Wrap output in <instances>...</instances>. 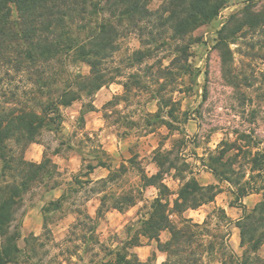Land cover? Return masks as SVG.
<instances>
[{"label":"rangeland","instance_id":"rangeland-1","mask_svg":"<svg viewBox=\"0 0 264 264\" xmlns=\"http://www.w3.org/2000/svg\"><path fill=\"white\" fill-rule=\"evenodd\" d=\"M162 1L153 0L150 8L157 9ZM245 1L231 0L219 17L197 31L202 41L191 50L192 75L170 78V82L174 81L172 97L177 102L174 107L177 120L165 114L161 119L173 123L172 132L161 119L154 117L158 113V100L149 89L125 92L124 84L130 73L139 71L144 75L146 64L155 63L148 61L140 70L138 65L130 68L133 61L129 58L142 49V44L137 35L127 34L119 39L118 51L107 62V72L118 75L116 71L120 70L121 76L92 97H83L61 108L60 131L47 129L36 143L26 148L27 161L41 163L47 156L58 167L56 175L46 178L26 196L19 214L21 238L18 244L26 264H93L126 241L128 229L158 197L155 187H144L141 175L157 174L155 158L159 150H172L174 157H179L181 163L186 162L189 170L185 176L193 174L202 185L217 186L218 194L213 202L184 214L193 224L202 225V228H193L197 238L186 255L194 254L191 257L194 260L204 257L203 264L220 263L224 259L230 262V251L223 255L218 245L223 236L234 253L242 255L240 231L235 223L243 217L245 208L248 212L254 209L262 200V193L253 192L238 201L237 188L216 179L202 160L216 152L223 140H240L239 144H250L254 151H264V30L243 29L230 45L232 61L228 69L233 84L228 82V73L224 75L222 55L215 48L218 31L244 9ZM13 17L17 18L15 9ZM163 63L168 66L170 59ZM68 69L84 76H89L91 71L83 62L72 64ZM155 73L156 69L146 72ZM1 75L0 90L7 106L34 105L25 76L11 73L12 77L7 78L5 71ZM152 80L148 78L149 82ZM24 90L28 93L24 94ZM242 134L249 138L243 140ZM239 161L247 160L242 155ZM110 175L117 177L107 185L100 182ZM180 178L174 170L165 173L170 202L177 197L182 184ZM124 193L137 195V205L124 212L111 209L97 218L103 195ZM60 198H63L61 206L54 210L50 203ZM222 211L232 220L231 224L223 219ZM86 214L97 220H86ZM172 219L179 225L175 215ZM79 221V228L73 229ZM170 239L169 232L161 234L162 243ZM210 241L217 243L212 256L207 251ZM133 252L147 264H162L167 258L158 249V243L148 239H143V244ZM258 254L264 259V245Z\"/></svg>","mask_w":264,"mask_h":264},{"label":"trees","instance_id":"trees-1","mask_svg":"<svg viewBox=\"0 0 264 264\" xmlns=\"http://www.w3.org/2000/svg\"><path fill=\"white\" fill-rule=\"evenodd\" d=\"M152 1L0 0V75L5 71L7 78L12 77L11 73L25 76L34 100L32 107H9L2 100L5 95H1L0 90V264H26L18 244L20 211L26 196L58 171L57 165L47 156L41 163L27 161L26 148L36 143L45 130L60 131L61 108L69 107L83 97H92L121 76L120 70L116 71L118 75L108 73L107 62L113 59L118 51V41L124 35L135 34L142 44V49L129 58L133 61L130 68L138 65L140 70L143 64L155 61L146 64V70H142L144 75L139 71L128 75L124 84L126 94L149 89L152 97L158 100V113L154 117L161 119L165 114L177 120L174 108L177 102L172 97L174 81L169 80L192 75L191 50L202 41L197 31L219 17L231 0H163L157 9L150 8ZM261 1L246 0L244 9L218 31L215 48L221 52L223 71L225 76L228 73L229 84H233L228 69L232 61L230 45L243 29L264 30ZM166 59H170L168 66L163 63ZM78 62L90 66L89 76L69 71L68 66ZM154 69L155 74H146ZM148 78L153 80L149 82ZM27 93L24 90V94ZM161 123L170 132L174 130L171 121L161 119ZM240 136L243 140L249 138L245 134ZM239 141L223 140L219 149L203 159L202 164L216 179L237 188L238 201L253 192L262 193V200L250 212L245 208L243 217L235 223L240 231L242 255L234 253L223 236L218 245L223 255L230 251V262L224 259L215 264H264L258 254L264 245V151H254L250 144L242 145ZM174 153L172 150L157 152V174L143 173L141 179L144 187H155L159 191L158 197L128 229L127 240L93 264H147L133 252L143 244V239L158 243V249L167 256L162 264H203L204 257L194 260L191 258L194 254L186 255L188 247L197 238L193 228H202V225L193 224V220L184 218V214L213 202L218 194L217 186L202 185L192 173L185 176L189 165L181 163ZM242 155L246 162L239 161ZM173 170L181 177L182 184L177 197L170 202L171 192L164 183V176ZM115 177L117 175H110L100 182L107 185ZM138 200L132 193L105 194L100 199L97 218L111 209L124 212L136 206ZM62 201L60 198L50 206L57 210ZM174 215L179 219V225L173 221ZM85 219L97 220L87 214ZM223 219L232 223L225 213ZM80 222L73 229L79 228ZM92 227L96 228L93 224ZM163 232L171 234L166 243L160 240ZM216 244L209 242L208 255H213Z\"/></svg>","mask_w":264,"mask_h":264}]
</instances>
